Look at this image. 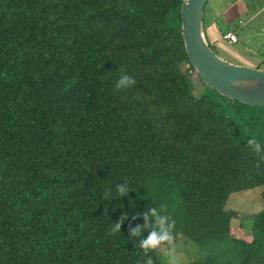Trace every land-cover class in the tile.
I'll list each match as a JSON object with an SVG mask.
<instances>
[{
  "label": "trees",
  "instance_id": "trees-1",
  "mask_svg": "<svg viewBox=\"0 0 264 264\" xmlns=\"http://www.w3.org/2000/svg\"><path fill=\"white\" fill-rule=\"evenodd\" d=\"M181 2L0 0V264H165L163 245L139 248L154 217L129 236L151 209L174 237L211 245L184 264H232L215 246L264 264V207L250 240L230 233L225 208L264 187V107L202 83ZM122 75L135 86L117 88Z\"/></svg>",
  "mask_w": 264,
  "mask_h": 264
},
{
  "label": "rangeland",
  "instance_id": "rangeland-1",
  "mask_svg": "<svg viewBox=\"0 0 264 264\" xmlns=\"http://www.w3.org/2000/svg\"><path fill=\"white\" fill-rule=\"evenodd\" d=\"M246 10L243 14L242 21L238 23L237 18H231L230 15L223 12L229 7L226 0H208L207 5L212 4L217 9L215 12V20H218V42L213 43L210 33H207L209 45L212 50L235 64L249 65L264 70V0H243ZM233 2V0H231ZM223 17H222V16ZM232 29L239 35L236 43H229L223 38V33ZM195 79V78H194ZM195 91L199 93L204 87L195 79ZM264 187H256L245 191L232 193L226 204V209L234 211V216L230 221V233L236 238L245 240L251 239L250 228L255 213L264 207V201L261 197V191ZM175 246L178 256L183 258L184 262H189L203 258L211 245L199 246L190 240L187 236L175 237ZM169 245H163L161 248L164 260H166L165 252ZM222 246H215L214 252L216 261L225 262L230 260L234 264L237 259L235 252L226 254L223 252ZM165 262V261H164Z\"/></svg>",
  "mask_w": 264,
  "mask_h": 264
},
{
  "label": "water",
  "instance_id": "water-1",
  "mask_svg": "<svg viewBox=\"0 0 264 264\" xmlns=\"http://www.w3.org/2000/svg\"><path fill=\"white\" fill-rule=\"evenodd\" d=\"M208 0H182L181 36L188 60L203 84L220 95L248 105L264 107V70L235 64L216 54L204 29Z\"/></svg>",
  "mask_w": 264,
  "mask_h": 264
},
{
  "label": "clouds",
  "instance_id": "clouds-1",
  "mask_svg": "<svg viewBox=\"0 0 264 264\" xmlns=\"http://www.w3.org/2000/svg\"><path fill=\"white\" fill-rule=\"evenodd\" d=\"M135 84L136 81L133 77H130L128 75H122L118 79L116 87L126 89L135 86ZM248 145H253L255 152H260V144L257 143L256 137L253 136L252 138H250L248 140ZM261 159H264V157H261ZM256 167L259 168V164H256ZM116 192L119 196L126 195L128 192L126 184H118L116 187ZM110 197L111 192L106 190L103 194V199L107 200L110 199ZM149 215L155 218V224L152 230L148 232L146 238L141 239L139 241V248L142 250L143 253L147 254L150 251H156L162 245H169L170 247L165 252V264H184L183 258L178 256L176 252L175 237L172 234V230L175 228L176 222L172 221L169 223V218L167 216L158 215L156 209H151L150 213H144L143 219L145 220V225L136 226L129 232V236L138 237L141 235V233L148 227ZM126 218V214H122L119 221L115 223L114 227L109 229L110 233H119L121 224L124 223ZM136 218V216L133 217V219ZM146 264H153L152 259H147Z\"/></svg>",
  "mask_w": 264,
  "mask_h": 264
},
{
  "label": "crops",
  "instance_id": "crops-1",
  "mask_svg": "<svg viewBox=\"0 0 264 264\" xmlns=\"http://www.w3.org/2000/svg\"><path fill=\"white\" fill-rule=\"evenodd\" d=\"M226 1L229 3V7L224 10L223 15L225 13H227V11H228V15H230L231 18L232 17L233 18H237L238 19V23L240 24V22L242 21L243 14H246L245 13V10L247 9L246 8L247 5L245 4V2L243 0H233V2H231V0H226ZM216 10L217 9L212 4H209V5L205 6V9H204V29H205V35L207 33H210V35H211V39L210 40L213 43L218 42V35H219V32H220L218 30V20L219 19L215 20V13H216L215 11ZM227 31L234 32L238 36V40H239L238 33H236L232 29L231 30L228 29L224 33H226ZM224 33H223V35H224ZM206 37H207V35H206ZM207 40H208V37H207Z\"/></svg>",
  "mask_w": 264,
  "mask_h": 264
},
{
  "label": "built area",
  "instance_id": "built-area-1",
  "mask_svg": "<svg viewBox=\"0 0 264 264\" xmlns=\"http://www.w3.org/2000/svg\"><path fill=\"white\" fill-rule=\"evenodd\" d=\"M223 38L228 40L230 43H235L238 41V36L232 31H227L224 33Z\"/></svg>",
  "mask_w": 264,
  "mask_h": 264
}]
</instances>
